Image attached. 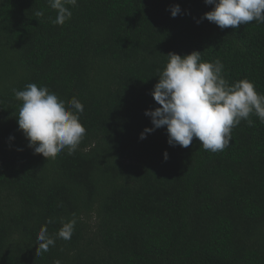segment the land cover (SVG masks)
<instances>
[{
	"label": "trees",
	"instance_id": "obj_1",
	"mask_svg": "<svg viewBox=\"0 0 264 264\" xmlns=\"http://www.w3.org/2000/svg\"><path fill=\"white\" fill-rule=\"evenodd\" d=\"M66 6L57 25L48 0H0V264H264V123L241 120L215 153L198 138L170 146L166 126L140 139L170 52L199 51L230 85L264 94V23L222 30L202 19L205 0ZM29 83L84 105L73 154L46 161L28 147L13 89ZM45 226L55 246L36 254Z\"/></svg>",
	"mask_w": 264,
	"mask_h": 264
},
{
	"label": "clouds",
	"instance_id": "obj_2",
	"mask_svg": "<svg viewBox=\"0 0 264 264\" xmlns=\"http://www.w3.org/2000/svg\"><path fill=\"white\" fill-rule=\"evenodd\" d=\"M205 3L213 8L202 19L222 30L264 23V0H205ZM76 4L77 0H48L49 7L57 13L53 23L63 25L70 20L72 12L66 5ZM170 13L175 18L181 13L180 6H171ZM35 15L41 16L43 12L37 11ZM166 56L167 63L151 92L159 107L145 111L153 127L141 132V140L166 126L170 146L188 148L198 138L204 150L215 153L230 144L231 131L241 120L251 125L249 117L255 114L264 123V94L258 93L252 82L243 79L230 85L223 77L222 62H204L199 51L184 56L170 52ZM13 93L22 101L17 116L19 130L35 154H41L47 161L65 149L69 155L76 151L86 134L79 118L84 111L82 102L73 97L66 106L47 87L35 83L27 84L23 90L13 89ZM164 159H168L167 152ZM75 224V219L62 222L58 237L71 239ZM37 245L36 254L55 246L46 226L38 233ZM55 264L61 262L57 260Z\"/></svg>",
	"mask_w": 264,
	"mask_h": 264
}]
</instances>
